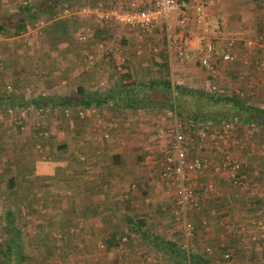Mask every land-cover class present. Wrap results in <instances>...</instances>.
<instances>
[{
    "label": "crops",
    "instance_id": "obj_1",
    "mask_svg": "<svg viewBox=\"0 0 264 264\" xmlns=\"http://www.w3.org/2000/svg\"><path fill=\"white\" fill-rule=\"evenodd\" d=\"M35 1L42 2L43 0H0V15L12 12L19 3ZM67 1L63 0L62 3L67 4ZM212 13L213 20L235 37L234 60L218 62V81L223 85L234 88V91H230L231 93H229L228 88H225L223 95H250L252 98L264 102L262 95H258V98L256 96L260 94L259 90L264 91V0H219L212 6ZM79 27L78 25L74 32ZM119 27L122 26L111 27L110 31L113 36L120 35L119 31H116ZM123 29L124 35L122 36H129L130 34L127 33L126 28L123 27ZM30 30L35 29L22 30L16 34L13 31H11L12 33L7 31L5 34L0 32L1 57L6 52H11L10 55L12 56V60L6 62L8 65L3 68L11 76V82L19 85L21 82H25L23 86L31 84L33 91L39 92V94L52 95L69 94V86L71 87L73 84L86 86L84 89H89L107 83L106 79L98 78L94 73H97L99 69L104 70V68H107L110 60L106 61L107 65L103 64L102 68H97L96 64L95 67H85L82 60V49L94 46L93 39L84 43L76 39L75 42L79 45H76L75 48H71V43L52 48H48L43 44L44 48L38 47V52H35L34 48L36 47L32 45V38L29 37L30 32H32ZM33 34L35 35V33ZM39 34L41 35L40 30ZM73 34L75 38V33ZM5 38L6 40L11 38V45L4 44L2 40ZM127 38L124 37L126 43L129 44ZM18 39L25 41L23 54L21 62L19 60L14 62L16 55L14 56L12 51ZM243 39L252 40L251 46H244L242 44ZM143 43L145 42L143 41ZM110 44L112 49L109 51V55H115L113 47L116 46L113 45L114 43ZM194 44L197 45L196 39ZM130 45H132V42H130ZM214 46L217 52L224 49L220 39H215ZM144 47V50L147 49L150 52V46L144 44ZM42 53L51 56L48 65L44 66L42 63L36 62L37 54L40 58ZM77 54L78 56H76ZM167 54L170 75L177 77V83L183 80L188 82L189 80L191 83L207 84L208 86L212 80L209 71L199 65L194 57L182 58L175 51ZM245 54L249 58L247 64L241 62V58ZM60 56L61 59L69 63L61 62V59H58ZM256 60L261 64H256ZM142 61L141 64L138 63L139 66L146 64L145 60ZM2 66L3 63L0 64V68ZM63 66L66 68L64 69ZM52 69L55 70L52 71ZM48 70L47 75L41 74L48 72ZM89 71L93 72L89 73ZM55 77L59 78L56 79ZM92 77H97V79H92ZM8 82L10 81L3 79L0 89ZM22 88L19 90L16 88L14 91V93L19 91L23 94L22 98L25 100V104L19 106L22 108L28 107L27 104L37 106L30 102L33 92H27ZM1 104L6 105L7 103ZM89 106L94 107L96 116L80 119L71 113L72 108L69 107L70 114L68 116L62 115L63 123L60 125L55 113H59L58 115L61 116L62 106L50 105L43 119V126L47 129L48 136L42 137V140L46 139L40 142H33L30 133H27V127H35L29 117L32 114L31 112L28 111L24 121L25 129L19 133L16 132L19 127L17 119L8 116L3 111L0 112V153L5 152L6 154L9 152L10 156L7 153L9 158L20 157L22 162V170L18 168L5 176L0 175V197H3V195L11 196V202L15 204L14 210L17 212L24 211L28 213L37 210L41 213L43 211L49 213L47 216L53 212L52 217L49 216L50 218H47V220L42 218L43 214L39 221L33 218L32 222L35 223H28L27 229L38 226L39 231H41V228L48 226L55 228V225L58 227V231H60V227L64 230L68 228L67 231L73 234L70 237L65 238L64 235H60V232H57L55 236V243L59 244L58 247H61V249H64L65 245H71V249L69 247L67 252L65 250L67 259L84 260L90 264H168L167 259L162 260V253L156 252L157 249L152 250L153 254L147 252L150 250L149 246H151L148 243L149 239L144 241L136 237L137 234H134V230H131L132 223L128 222L127 216L129 214L141 216L144 220L142 219L143 222H141L140 228L152 233L159 232V230L162 233L166 231L167 234L165 229L167 223H164L161 219L159 223L156 222L160 217L158 214L163 215L173 210L174 207L177 208L174 185L169 179L161 177L159 172L160 160L167 145L164 140L151 143L147 140V136L154 131L157 124L168 125L170 123L172 119L171 110L169 109L166 113L160 110H155L153 113V110H148L149 112L143 116V114L136 112L135 114L132 113L130 108L127 107L113 110L105 104H90ZM113 115L116 117H112ZM73 116L78 133L85 134L82 137L86 140L85 143L75 141L74 137L68 138L69 141L67 142L64 138L67 133H63L59 138L60 141H56V143H62L65 146L55 148L53 146L55 145L54 140L50 139L49 134H57V130L61 126L62 129L67 130V126L72 124L68 123L67 120L72 119ZM97 118H101L104 122L113 119L111 121H114L116 126L106 129L101 126L100 122L96 121ZM126 118L129 119L131 125H134L129 129L127 126L125 128L126 136L124 137L129 136L125 141L126 143L122 142V139L107 142L106 138L111 139L119 124ZM147 118L150 120L148 121ZM140 123L142 126H146L147 129L145 139L139 138V136H143L140 133L139 126H137ZM72 130L75 129L72 128ZM105 131H107V135H104ZM73 133L74 131H72ZM95 133H99L103 137L102 140L105 139L104 144L99 145L97 137L92 135ZM88 137L89 139H87ZM89 143L92 145H89ZM145 143L153 144L156 148L154 149L155 153L161 152L160 156L156 154L154 159L149 158L152 156L145 151ZM31 144H34L35 149L36 147L39 149L41 155L47 156L48 160H43L47 163L38 160L34 150V154L26 151V145ZM2 148H5V150H1ZM32 149L34 148L32 147ZM115 151L123 153L124 161L122 164L111 162V153ZM96 152H98V155H95ZM41 155L40 157L43 158ZM146 156L148 157L147 160ZM211 161L217 162V157H212ZM241 164L246 165L247 163L241 161ZM55 165L58 171L46 170L49 166ZM250 165L252 166L253 163ZM40 166L44 168L42 169ZM205 173L201 176H195L193 181L199 185L204 180L211 179L214 181L216 188L211 195L208 192L199 193L198 203L195 206H190L187 211L195 214L193 218L194 238L200 243L201 247L205 248L212 244L235 246L236 252L230 260L231 264H246V259L250 256L247 253L249 254L252 249L256 252V258H258L259 246L264 245V206H257L259 202H264V190L263 188L258 189V185H255L259 179L255 180L252 176L248 178V181L251 180L249 184L251 188H248L245 194H249L250 197L253 195L258 197L257 205L253 203L250 206L248 202L247 204L241 203L243 195L239 193L240 191L228 194L229 190L234 191L237 189L238 191L239 189L228 182L231 179L227 170H217L210 173L207 169ZM262 174L264 175V172ZM134 181L136 186L138 185V189L130 191L129 184L131 183L132 186ZM159 185L160 187L157 188ZM239 188H243V186ZM141 190H143V194ZM151 190L154 191L150 192ZM227 199L233 202L228 203ZM157 205L160 207L158 211L156 210ZM62 212L66 213L64 215L66 218L62 216ZM59 217L63 219L59 223L57 221L56 224L54 220H58ZM48 221L47 225L46 222ZM111 233L115 241L113 245H108L106 242L112 237L110 236ZM166 234L164 233V236L169 238L170 236ZM45 241L42 240L41 243H46ZM47 242H51V240ZM145 243H147L146 246ZM245 246L247 247L245 248ZM71 252L72 255H69ZM154 256L158 258V261ZM78 264H81V262H78Z\"/></svg>",
    "mask_w": 264,
    "mask_h": 264
},
{
    "label": "built area",
    "instance_id": "obj_2",
    "mask_svg": "<svg viewBox=\"0 0 264 264\" xmlns=\"http://www.w3.org/2000/svg\"><path fill=\"white\" fill-rule=\"evenodd\" d=\"M217 1L219 0H82L75 7L63 4L59 14L74 15L79 21L80 27L75 32L78 41H84L87 38L92 25L96 24L102 28L104 25L115 24L126 28L127 33L133 36L138 43L144 39L153 38V43L150 45L152 51L161 47L167 53L175 51L182 58L194 57L199 65L209 71L212 78L209 82L210 90L220 95L225 93V89L218 81V62L234 60L235 37L213 20L212 6ZM195 39L197 45L194 44ZM215 39L222 41L224 49L220 52L215 50ZM93 43L94 46L90 49H82V60L85 67L94 66L101 60L109 61L111 44L103 40ZM242 44L246 47L251 46L252 40L243 39ZM113 49L116 50V47ZM136 51L139 49L137 48ZM241 62L249 63L247 54L242 56ZM255 63L261 64L258 60ZM115 66L123 72L120 62ZM4 88L8 91H15L9 83L5 84ZM22 90L31 91L33 95L39 93L33 91L31 84L24 85ZM27 106L23 108L19 106L15 109L6 105L0 108V112L3 111L17 120L24 119L19 123V127L23 129L28 111H33L37 117L35 127L42 125L37 133L47 134L43 119L50 106L42 107L31 104ZM75 112L80 119L96 116V110L92 106L78 108ZM61 113L68 116L70 108L61 107ZM170 113H172L170 123L168 125L157 124L154 131L147 136V140L151 143L163 140L166 142L167 148L162 154L159 172L161 177L169 179L174 185L177 205L175 213L182 225L181 246L187 251L191 248L189 240L193 233V224L186 219V212L190 206L198 203L199 193L211 192L216 188L211 179L204 180L203 183L197 185L193 178L206 174L207 169L210 173L227 170L232 184L242 186L246 176L244 172H240L241 161L233 156L225 146L232 144L238 150L245 147L246 133L252 136L256 127L251 123L241 124L236 117L218 122L191 119L180 121L174 110ZM96 121L106 129L116 126V123L111 120L104 122L101 118H97ZM237 127L241 131L238 136L234 134ZM104 135H107V131ZM258 152L264 154V144L259 145ZM215 156L218 161H211V158Z\"/></svg>",
    "mask_w": 264,
    "mask_h": 264
},
{
    "label": "trees",
    "instance_id": "obj_3",
    "mask_svg": "<svg viewBox=\"0 0 264 264\" xmlns=\"http://www.w3.org/2000/svg\"><path fill=\"white\" fill-rule=\"evenodd\" d=\"M62 2L63 0H43L42 2L35 1L19 3L14 11L0 15V32L5 34L9 28H13L14 34L19 33L24 30L26 26L34 25L37 22L38 17L41 16V20L43 22L40 25L42 39L45 41V43H47L49 48L60 46L61 44L67 42L71 33H73L76 28V18L74 15L59 14L63 6ZM55 5H57L56 8ZM91 27L92 30L87 34V38L80 42H88L90 39L95 40L96 37L102 33H111V27H116V25H104V27L101 28L99 25L95 24ZM143 41L148 47L150 46L148 44L153 43L152 38L144 39ZM82 47H84V45H82ZM151 53L150 59L147 58L149 60H145L146 64H144L151 68V71H154V74L147 80L136 83L130 79L124 83L122 81H118L111 83V85L100 88L94 86L91 89H84L85 87L82 85H77L75 89L69 94L52 95L38 93L37 95H33L31 97L32 99L30 102L34 105H60L62 107H70L72 108L71 113L75 115V111L78 108L89 106L90 104H105L113 110L127 107L130 108L132 113L135 114L136 112L143 114V116L146 115V113L150 110H153V113L155 110H160L161 112L166 113L170 109L174 110L177 119L180 121L191 119L193 121L218 122L221 120H231L236 117V119L239 120L241 124H245L248 121L250 123L264 126L263 107H259L258 105L254 106L250 104H244L241 99H239L241 94H235L233 96L230 94L216 95L215 93H212L207 87L202 86L200 88H191L184 83H172L170 79V67L167 52L162 50V48H159L157 51H151ZM109 58V63L111 60L113 62L115 61L113 55H109ZM114 69H117L116 66ZM193 93L196 94L194 95ZM186 96H191L196 101H193L194 106L188 112H186L185 107V104L188 102V98ZM5 102L13 108L25 104L24 99L16 97L14 91H8L3 86V88L0 89V104ZM29 112H31L34 117V119L31 118V123L33 125L37 121V117L34 115L33 111ZM114 116L115 115L112 117ZM23 120L24 119H18V124L23 122ZM41 128L42 125L32 128L34 129L32 130L34 137L35 135L37 138L48 136V133L45 135H39L37 133V131ZM52 135L53 134H49L50 137ZM54 143L55 145L53 146L55 148H62L65 146V144L56 143V141H54ZM260 155L264 157L263 153H260ZM123 159L122 152L115 151L111 153L110 160L112 163L122 164L124 161ZM240 172H244L246 176L245 179H243V187H245L246 181H248V178L251 176L255 180L259 179L260 182L262 179H264V175H258L259 171L251 167L250 164H241ZM129 185L130 191L138 189V185L136 186L135 183L132 186L131 183ZM235 187L239 189L240 186L235 185ZM141 193L143 194V190H141ZM250 198L253 199V202L256 201L255 203L257 205L258 197L253 195ZM261 205L264 206V202H259L257 206ZM159 208V205H157L156 210L158 211ZM15 213H17L15 210L8 209L5 211L1 220L0 264H27L28 262L33 264V259L35 258L37 252L42 253L44 250L38 247V245H41L38 242L34 244L28 243L29 245L25 246V243H23L21 239V234L24 232L23 226L16 222ZM142 219L144 220L143 217H139L136 214H129L127 216L128 222L130 221V223L133 224H131V230H134V234H137L136 237L144 241L149 239L148 243L151 244L149 248L152 250L155 248L157 249L156 252L162 253V259H167L168 264L232 263L230 260L236 252L235 246H229L227 244L223 245L220 249V251L224 253L222 256L218 254V246L215 244H212L210 247L208 246V248H199L197 246L193 249L189 248L186 251L181 246L183 241L181 224H178L174 229H172L174 230L173 232H175V234L168 238L165 237L161 231L152 233L151 231L145 230L144 228H140L141 222H143ZM67 229L68 228H66V230L60 234L66 235ZM193 230L194 229L192 227V234L194 235ZM113 234H110L112 237L108 239L109 241L106 239V243L108 245L114 244L113 242L115 241V238L113 237ZM191 238L193 237L191 236ZM196 244L198 245L200 243L196 240ZM146 245L147 243H145V246ZM56 248H59L58 251H60L61 254H65L64 249H61V247L58 246H56ZM259 248L261 260H263L261 264H264V245H260ZM40 250L42 251L40 252ZM247 255L250 256L247 257L248 259H246V264H253L257 259L256 252L252 249L249 251V254L247 253Z\"/></svg>",
    "mask_w": 264,
    "mask_h": 264
},
{
    "label": "rangeland",
    "instance_id": "obj_4",
    "mask_svg": "<svg viewBox=\"0 0 264 264\" xmlns=\"http://www.w3.org/2000/svg\"><path fill=\"white\" fill-rule=\"evenodd\" d=\"M81 1L82 0H68L67 1V4L70 7H75V6L79 5L81 3ZM6 11L9 12L7 9H6ZM12 11H14V10H12ZM42 23L43 22L41 20V16H39L37 22L34 25H32V26L28 25L24 29V31L25 30H29V29H35V30H30L32 32L34 31L33 33H35V35L32 32H30L31 35H29V37L32 38V45L36 47V48H34L35 49V52H38L39 48H44L43 47V44H45V46L48 47L47 43H45V41L42 39V36L39 34L40 25ZM38 25H39V27H38ZM78 25L80 26V23L76 19L75 26L77 27ZM8 31L10 33H12L11 31H13V28H10ZM116 31H119V34L120 35L113 36L111 33H102V34H99L96 37V39L94 40V41L103 40L104 42L114 43L113 45L116 46L115 55H113L114 58H115V61L114 62L111 61L107 65L106 64V61L101 60V61L97 62V64L95 65L97 68H99V67L102 68L103 67V64H106L107 65V68H104V70L103 69H101V70L99 69V70H97V73H94L98 78H104V79L107 80V83L106 84H102L103 86H99L98 85L99 88L100 87H104V86L111 85V83H113V82L122 81L124 83V82H127L130 79H132L134 82L138 83V82H141V81H144V80L149 79L154 74V71H151L152 69L149 68L147 65H145V64H144V66H139L138 65V63H140L142 60H149L150 59V55L152 54L151 53L152 50L150 52L147 49L144 50L145 49V47H144V44L145 43H143V41H140L138 43L137 41L134 40V37L133 36H130V35L129 36H127V35L126 36H122V35H124V29H123V27L117 28ZM73 33H71V35H70L69 39L67 40V42L61 44L60 46H55V47H61L62 45H67V44H70V43H71V48H75L76 45H79L78 43L75 42L76 41V37L74 38V34ZM34 36H36V37H34ZM124 37H126V38L128 37L127 38V42H129V44L126 43V39H124ZM10 39L11 38H7V40H6V38H5L2 41L6 45L7 44L8 45H11V40ZM24 42L25 41L20 40V39L16 40L15 46L13 47L15 50L13 49V51H12V53L14 54V56L16 55L15 60H13L14 62H17L18 60L21 62V58H22V54H23V44H24ZM130 42H132V45H130ZM137 44H138V46H137ZM137 48L139 49V51H136ZM10 53L11 52H9V53L6 52L5 54L2 55V57L0 59V64L3 63V66L0 68V70H1L0 71V84L2 86V83L1 82H2L3 79L4 80H8V81H10L8 83H10L13 87H15V90H16V88H18V90H19L20 88L23 87V84H25V82H21L20 85L18 83L11 82V79H10L11 76H9V73H6L5 70L3 69V68L6 67V65H8V64H6V62L8 63V61L10 62L12 60V56L10 55ZM38 54H37V58H36L37 61L36 60L35 61L38 62V63H40V64L42 63V65H44V66L46 64L48 65V60H49V57H51V56L50 55L48 56V54L45 55V54L42 53V54H40V58H38L39 57ZM34 56H36V55H34ZM76 56H78V54ZM52 57H54V56H52ZM61 58H62L61 56H60V58L58 57L59 60ZM147 58H149V59H147ZM59 60H57V61H59ZM62 61H64L65 63H69V62L65 61L64 59H61V62ZM118 62H120L121 69H122L123 72L119 71L118 69H114L115 64L118 63ZM65 68L66 67H64V69ZM54 70L52 69V71H54ZM84 71H86V70H84ZM65 72H67V71H65ZM82 72H83V70H82ZM92 72L89 71V73H92ZM195 72H197V71H195ZM48 73H49V70H48V72L41 73V74L47 75ZM193 74H195V73H193ZM193 76H195V75H193ZM97 77H92V79H97ZM55 78L58 79L59 77H55ZM176 78L177 77H174V76L170 75V79H171V82L172 83H177V80L178 79H176ZM178 83H184L185 85H188L191 88H200L202 86L209 88V84H208V86H207V84L198 85V84L189 82V80H188V82L186 80H183V81H179ZM220 84H221V86L224 89L225 88H228L229 89V93H231L230 91H234L233 90L234 88H231L229 86H226L225 84L223 85V83H220ZM75 85H77V84H73L71 87L69 86V91L70 92L75 89V88H73ZM83 87H86V86H83ZM91 88H93V87H91ZM209 90H210V88H209ZM51 93H55V92H51ZM259 93L260 94H257L256 95L257 98H258V95H262L264 97V91H260L259 90ZM193 94L195 95L196 93H193ZM15 95H16V97H21V99H23L22 98V95L23 94H21L19 91H18V93H15ZM186 97L188 98V102L185 104V107H186V112H188L194 106L193 105L194 104L193 101L194 102H196V101L191 96H186ZM195 98H197V97H195ZM239 99H241V101L244 104H246V105L247 104L248 105L250 104V105H254V106H257L258 105L259 107H262V106L264 107V102L259 101V100H256V99L252 98L250 95L249 96L240 95L239 96ZM1 106H4V105L0 104V107ZM58 114L59 113H55L56 118H57V121L61 125L63 123V121H62L63 120L62 119V115L59 116ZM29 117H30V119L31 118L34 119L33 114H30ZM74 119H75L74 117H72V119L69 118V120H67V122L68 123H72V124H69L70 126H67V124H66V126H67L68 129L67 130H64V129L61 128L62 126L59 127L58 130H57V134L53 133V135L50 137V139L58 142V141H60L59 138L61 137V135H63V133H67V134L64 135V138H65V140L67 142L69 141L68 138L70 139V138L74 137V140L75 141L85 143L86 140H84L82 138L83 135L85 136V134L84 133H78V131L76 130V127L77 126H75ZM147 119H148V121L150 120L149 118H147ZM77 121H78V119H77ZM127 121H128V123H126ZM130 121H131V119H130ZM247 123H250V122L247 121ZM251 124H253L256 127V130L252 134V136H250L248 133H246V137H244V139L246 140L245 147H242V148H240L238 150V148L236 146H234L232 144H229L228 147L225 146V148L228 149L229 151H231V154L233 156L237 157L240 161H244L247 164L253 163V165L251 167H253L255 170H258L259 171L258 172V175H260V174H262V172H264V157L262 155H260V153L258 152V147H259V145L264 144V126L263 125H260V124H254V123H251ZM126 126L129 129V128L133 127L134 125H131V123L129 122V119L127 120V118H126L124 121L121 122V124H119L118 129L112 134V138L111 139H107L106 138L107 142L113 141L114 139H120V140L122 139L123 140L122 142L126 143L125 141H127V139L129 138V136L127 138L124 137V136H126L125 135L126 134L125 133ZM137 126H139V128H140V133L143 134V136L142 137L139 136V138L145 139L146 134H147V132H146V130H147L146 129V126H142L141 123L139 125H137ZM72 128H74L75 130H72ZM141 128H142V130H144L143 132H142ZM23 129H25V128H23ZM23 129H21V128L18 127V130L16 132L19 133ZM27 129H28V132L27 133H30V135H31V137L33 139V142H36V141L37 142L45 141L46 138H44L42 140L41 139L42 137H38L37 138L36 135L34 137V134L32 132H30L32 130V127L31 126L27 127ZM72 131H74L73 134H72ZM240 132L241 131H240V128L239 127L235 128L234 134L236 136L240 135ZM92 135L97 137V139H98L97 141L99 142V145L105 143V139L102 140L103 137H101L99 135V133H95V134H92ZM87 139H89V137ZM93 141H95V140H93ZM250 142H251V144H250ZM84 145H87V144H84ZM89 145H92V144L89 143ZM32 147L34 149H32ZM144 147H145L144 148L145 151H147V153H149V155L152 156V157H149V158H153L154 159L156 157V154H157V156H160V154H161V152L155 153V150L154 149H156V148H154V145L153 144L145 143ZM1 150H5V148H2ZM22 150H24V149H22ZM33 150L35 151V155L37 156L38 160H42V162H44L43 160H48L47 159V156H44L43 154L42 155L40 154L39 149L37 147L35 149L34 144L26 145V151L27 152H32V154H34ZM42 150H44V149L42 148ZM96 150H97V148H96ZM218 151H222V150H218ZM7 153L9 154V152H7ZM7 153L6 154H5V152L0 153V175H3V176L9 174L12 171H15V169L17 170L18 168H20V170H22L21 169L22 168V165H21L22 162L20 161V157H12V158H9L10 154H9V156H7ZM97 153L98 152H96L95 155H98ZM40 155L43 156V158H41ZM145 158L147 160L148 157L146 156ZM44 163H47V162H44ZM40 167H42V166H40ZM43 168L44 167H42V169ZM46 170H52V171H55V172L58 171L56 165L55 166H49ZM228 182H230L232 184L231 181H228ZM246 182H247V186L246 187L239 188L238 191H237V189L234 190V191L229 190V193L228 194H231L233 192H236L237 193V192L240 191L239 193H242V195H243V199L241 200V203L244 202V203L247 204V202H248V203H250V204H248L250 206H252L253 203L256 205V203H255L256 201L253 202V199L250 198L249 194L248 195H247V193L245 194V191H247L248 188H251V186L249 185L251 183V180L246 181ZM133 183H135V181ZM255 185H258V189L263 188V190H264V179H262L261 182H260V180L257 181V184H255ZM230 186H232V185H230ZM242 186H244V185H242ZM159 187H160V185L157 186V188H159ZM152 191H154V190H151L150 192H152ZM214 192L215 191L208 192V193L211 195ZM11 198L12 197L9 196V195L8 196L7 195H3V197H0V225H1V220H2V218L4 216L5 211L8 210V209H13L14 210V208H15L14 207L15 204H13V202H11ZM18 200H21V199H18ZM232 202H233L232 200H230V199L228 200V203H232ZM175 212H176V207H174L173 210H170V212L164 213L163 215L161 213L158 214L160 217H159V219H157L158 221H156V222L159 223L160 222V219H161L162 221H164V223H167V225H165L166 226L165 229L167 230V234H166V231L163 232V233L161 232L162 234L165 233L166 235H169V236L172 237L175 234V232H173L174 230H172V229H174L178 224H181L180 219H176V213ZM24 213H25L24 211L15 213L16 214L15 215L16 222L19 223V224H21L23 226V230H24V232L21 234L22 242L25 243V246L29 245L28 243L34 244V243L38 242L39 244H41V245H38V247H40L41 249L44 250V252H42V253L37 252L35 258L33 259L34 260L33 264H78V262H81V264H90L89 262H85L84 260L78 261V260H75V259L74 260L67 259L66 258V256H67L66 253L63 255V254L60 253V251H58L59 248H56V246H59V244L55 243V236H56L57 232H60L62 234L65 231L64 228L62 229L60 227V231H58V229H57L58 227H56V225H55V228H50L48 226V227H45V228H41L40 229L41 231H39L38 226L37 227H33V228L30 227L29 229H27V226H28L27 224L28 223H30V224L35 223V222H32L34 219L36 221H39L41 215L43 214L44 216L42 218H44V220L45 219L47 220V218L52 217L53 212L50 213V215H49L50 217L47 216V214H49V213H46L44 211L42 213L40 211H37V210L36 211H32V212H28V213H25V214ZM65 214L66 213H63L62 212V216L64 218H66L64 216ZM194 216H195V214H191L190 212H186V219L188 221H190L191 224H193V225H194V223H193ZM61 219H63V218H60L59 217L58 220L55 219L54 222L57 224V221L59 223V222H61ZM43 223H44V221H43ZM46 223L48 225L49 221L46 222ZM181 227H182V225H181ZM31 230H34V231H31ZM66 233L67 234L64 235L65 238H68L71 235H73V234H71L70 231H67ZM227 236L229 237L228 234H227ZM192 237L193 238H191L189 240L190 241L189 243H191L190 244L191 245V248L193 249V248H195L197 246L199 248H202L203 246L201 247L200 244H198V245L196 244V239L194 238V235L193 234H192ZM42 240H46L45 241L46 243H44V242L41 243ZM50 240H51V242H47V241H50ZM53 245H55V246H53ZM222 246L223 245L218 246V254L220 256H222V254H224L222 251H220V249H221ZM69 247H70V249L72 248L70 244L67 245V246L65 245L64 246V250H66V252H67V250L69 249ZM150 250H148L147 252H151L152 253L154 251V250L152 251L151 248H150ZM41 251L42 250H40V252ZM69 255H72V252ZM258 256L259 257L255 260V262L253 264H261L262 263L263 260H261V254L259 252H258ZM154 258L156 259V261H158V258H156L155 256H154ZM27 264H30V262H28Z\"/></svg>",
    "mask_w": 264,
    "mask_h": 264
}]
</instances>
